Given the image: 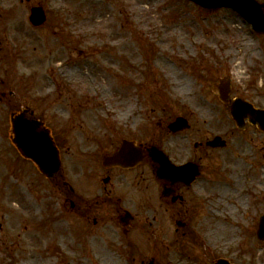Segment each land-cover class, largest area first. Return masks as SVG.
<instances>
[{
  "label": "rangeland",
  "instance_id": "1",
  "mask_svg": "<svg viewBox=\"0 0 264 264\" xmlns=\"http://www.w3.org/2000/svg\"><path fill=\"white\" fill-rule=\"evenodd\" d=\"M22 1L0 0V60L10 64L9 76L24 101L36 106L39 93H46L42 103L46 119L55 124L60 136L65 131L68 134L61 137L58 180L45 179L29 161L18 159L12 178L3 179L9 181L10 190H2L0 182V206L4 209L8 204L15 212L11 216L0 208V238L19 257L32 249L44 254L40 256L44 260H37V264H53V259L65 264L75 260L67 252L79 250L74 242L80 238L81 222L72 212L79 209L82 197L90 207L88 195H93L102 175L97 159L121 137L138 134L145 146L161 148L179 162L192 153L199 154L193 146L198 140L194 138L197 128V135H201L209 129L219 132L230 124L210 88L221 75L229 76L236 90L246 87L255 96L254 102L264 106V34L254 32L232 9L207 10L186 0ZM35 2L44 6L49 17L39 30L33 29L27 18ZM100 15L108 16L109 23L98 22ZM3 64L0 62V74L5 76ZM178 115L188 118L193 128L176 134L168 131L167 123ZM232 148L247 158L249 167L242 162L241 170L254 174L252 170L264 152V135L249 130L235 138ZM202 163L205 170L197 184L200 188L206 187L203 175L227 179L223 167L231 169L229 163L209 158H203ZM136 175L143 177L136 188L130 186L135 174L128 173L130 187H116L112 193L119 194L120 190L127 198L132 197L137 205L128 202L127 207L139 212L145 226L135 228L133 238L126 240L116 233L112 240L96 239L92 248L97 264H140L152 255H166L177 238L188 246L190 233L175 230V220L186 221L191 212L182 209L173 214L166 206H158V188L148 164ZM61 177L73 185V193L61 185ZM258 178L250 185L243 181L235 190L262 188ZM6 192H12L17 200L10 203ZM228 192L211 191L209 195L214 201L210 222L221 221L224 231L231 223H238L245 210L238 211V194ZM260 199L263 202L258 211L262 213L264 196ZM63 202L65 209L61 208ZM69 202L76 206L72 209ZM112 204L92 206L94 213L89 216L103 220L99 226L106 224L108 231L115 227ZM253 213L250 211L251 217ZM57 215L65 217L58 233L53 227L47 233L39 226ZM250 220L243 219L241 224ZM237 231L235 228L234 233ZM223 232L215 230L214 234ZM107 241V246L115 249L112 253L104 247ZM127 241L132 242L125 246ZM4 248L0 240V257L5 256ZM62 253L65 258L61 259ZM79 253L76 257L80 260ZM19 264L34 263L22 258Z\"/></svg>",
  "mask_w": 264,
  "mask_h": 264
},
{
  "label": "flooded vegetation",
  "instance_id": "2",
  "mask_svg": "<svg viewBox=\"0 0 264 264\" xmlns=\"http://www.w3.org/2000/svg\"><path fill=\"white\" fill-rule=\"evenodd\" d=\"M43 26H45V24L39 27H34V29H41ZM0 62L4 63L3 66H5L6 73L8 74H5V76L0 74V182L3 184L2 190L6 189L9 191L10 186H8V184L10 183L8 180L4 181L3 179L4 177L12 178V174L15 169V162H17L18 159L21 161L26 160L25 162L29 161V164L35 167L34 163L30 159H25L20 155V152L13 142V119L21 115L23 118H32L41 121L42 126L48 128L50 132H52L54 140L59 147L62 146L61 137L66 136V131L65 135L60 136V133H56L57 129L55 124L48 122L46 119V109L42 107V103H45L46 101V93H39L38 96L41 97L36 99V106L33 103L24 101L20 92L17 90V85L13 82V77L11 78L9 76L10 64L6 63L7 61L4 62L3 60H0ZM229 86V92L224 93V95H226L225 102L220 100V93L218 91L211 90L213 97L216 99V103L220 105L230 120L228 127L222 129L219 132L209 129V133H203L201 135H197V131H200V129H196L194 138H198V140L196 139L194 141L193 146L199 150V154H197V152L196 154L192 153L188 160L197 163L199 169L198 176L195 177V179L190 184L186 185L182 181H170L154 175V180L158 188V206H166L167 209H170L171 212H173V214L176 211H181L182 209H186L191 212V217L189 216L186 221L183 218L175 220V230H181L182 233L189 231L190 236H188L187 240L188 246L185 243L180 242L179 238H177L178 242L176 243L174 241L171 244L173 246V250L168 251L166 255L164 253H160L157 256L152 255L148 260H140V264H145L148 262H152V264H264V235L258 234L260 221L264 215V212L259 213L258 211V205L263 202L260 198L264 196V152L260 153V157L255 164L256 168L252 170L254 174H252L249 173V169L247 171L241 170L242 162L247 163V166L249 167L247 158L242 157L241 152H235L232 148V142L235 140V138L242 136L247 131L253 130L255 133L261 135H264V132L258 130L256 125L247 122L246 119H244V127L239 128L230 115V106L235 97H240L250 101L255 107L259 108L262 106L261 104H256V102H254L255 96L252 94L250 95V92L246 87L242 88L239 86L237 91L235 87H233L231 81ZM206 124L211 125V123L208 121ZM191 128H193V124H191L187 130H191ZM52 129L55 130V132ZM57 135H59V139L57 138ZM215 136H220L222 138L224 141L223 146H210L207 144V142ZM125 137V139L128 140H135L136 145L144 148V144L140 140L138 134L129 133ZM64 141L65 139H63V142ZM252 144L254 145V143ZM116 148L117 147L114 149ZM220 153L224 155L223 158H221ZM203 158H209L213 161L220 160L222 162L229 163L231 165V169L229 166L223 167V169L227 171L224 173V175L227 176V179L223 178L222 180H218L214 179V177L211 178L210 175H203L201 179L205 180L206 187L202 186L200 188V186H197L198 181H200L199 178L205 170H203L205 165V163H202ZM171 159L176 163L179 162L173 157H171ZM100 164L102 168V175L98 176L99 184L96 186L97 189L93 192V195H90L91 197L88 195V197L91 198L90 200L85 199L87 202L88 200L91 201L88 202L90 207L86 202H84V198L82 197L83 202L78 203L79 209L72 212L75 216H78L79 221L81 222L80 238H77V240L74 242L81 253H79L78 249V251H75V253H73V250L68 251L67 253L69 255H74L75 260L70 261L71 263L66 262L65 264H86V260H90V264H97V260H94L93 258L94 253L92 248L93 243L96 242V239L101 240V242H105L107 238L112 240V235L116 233L122 239L126 240L128 238H133V235L131 234L134 232L135 228H142L145 226L143 222L145 220L139 218V212L137 210H134V212L131 213L132 218L127 221L125 226H121L119 224L118 217L127 211V208H129L127 207L128 202L134 207L137 205V203L132 199V197L127 198L124 193L120 192V190L119 194L116 195H113L112 192L116 187L119 188L128 186V173L135 174L130 186L136 188V186L143 182V177L136 175L137 170L140 169L142 165L148 164L151 168V171L154 173L156 165L147 156L145 157L143 163L129 169L119 166H104L102 163ZM217 169L220 171L222 167L217 166ZM58 174L54 177V180H56V178L59 179L57 177ZM257 178L260 179L259 183L261 186H263L262 188H256L255 190L253 187L247 186L240 191L235 190V186L239 185L243 181L247 180V184L250 185L254 181L253 179L257 180ZM237 180H239V182H237ZM63 186L66 187L64 184ZM225 189H227V191L229 190L228 193L231 192L233 194H238L239 199L241 198V201L239 200L238 202V211H240L242 208H245V210H243V212L240 214L241 218L237 220L238 223H231L228 230L225 229L224 231L223 228H225V225L223 223L220 224L221 221H217L218 223L210 222L211 216L209 211L214 209L212 206L214 201L209 200V195L211 194V191L221 194L223 192V194L226 195L227 191H225ZM6 193L10 195V197L7 198L10 200V203H12L13 200H17L12 196V192ZM63 197L66 201L65 198L67 197L65 195ZM230 200L232 201V197H230ZM108 202L113 203L112 209L114 208L115 210V219H113V226L115 227L110 231H108L105 227L106 224L99 226L103 220L98 219L96 215L93 217V219L89 218L90 214L94 213L92 206H97L99 204L105 206L108 205ZM69 205L73 209L76 206V203L69 202ZM4 206V209L1 208L2 206H0L1 210H6L7 213L10 212V215L15 214L12 206L8 204H4ZM65 206L66 203L63 202L61 204V208L65 209ZM250 211H254L252 217L250 215ZM59 216L62 218L55 219ZM247 218H251V220L247 221L245 224L243 223L242 225L241 223L243 219ZM192 220L193 223H191ZM64 221L65 217L62 215H57L53 219H49V221H44V223L39 226L47 233L52 232L51 227H53L54 231L58 233L60 230H62ZM1 226L2 224H0V227ZM213 226H215V228ZM235 228H238L239 231L234 233ZM95 229L100 230V233L99 231L96 232ZM215 230H218L220 233L223 231L224 232L221 235L216 236L214 234ZM182 236L180 235L179 237ZM0 240L5 244V256L0 258V264H19V260L22 258H27L30 263L34 264H37V260H44L43 257H40L44 256L42 252L32 249L31 251L27 252V256L19 257L18 253L13 251L11 247L5 243L6 241L4 239L0 238ZM108 241L104 247L106 251L112 253L115 249L107 246L109 244ZM131 242L132 241H127L125 246H127V243ZM168 247L170 246L168 245ZM77 252L79 253L80 257L82 256L80 260L76 257ZM65 253L64 255L62 253L63 256L61 255V257H58L61 259L65 258ZM169 253L172 254L170 255ZM52 262L53 264H61L60 262L57 263L54 259ZM113 264H115L114 261Z\"/></svg>",
  "mask_w": 264,
  "mask_h": 264
},
{
  "label": "water",
  "instance_id": "3",
  "mask_svg": "<svg viewBox=\"0 0 264 264\" xmlns=\"http://www.w3.org/2000/svg\"><path fill=\"white\" fill-rule=\"evenodd\" d=\"M200 6L207 8L231 7L238 11L256 31L264 32V11L263 5L256 0H191ZM30 19L33 23H40L43 21L42 11L39 8L31 9ZM223 98V97H222ZM231 108V113L236 119L237 123H241V118L249 113V120L257 123L264 129V111L253 109L250 104L246 102H237ZM19 120V119H18ZM25 123V122H24ZM21 119L19 123H15V139L20 152L37 164L40 171L47 176L55 174L59 168L58 153L52 141H49L47 135L40 131L33 123L24 124ZM187 126L184 118L178 117L169 124V128L173 131ZM216 141L219 137L215 138ZM150 155L154 161L158 162L160 167L157 169V174L163 178H169L171 181L179 180L189 182L193 178L196 170L194 165L187 163L183 166H173L168 158L162 152L150 148ZM142 151L132 143L125 142L121 144L120 148L109 156H105L104 163L107 162L120 164L123 166H132L142 160ZM264 220L260 226L263 229ZM262 234V230L260 235Z\"/></svg>",
  "mask_w": 264,
  "mask_h": 264
},
{
  "label": "bare ground",
  "instance_id": "4",
  "mask_svg": "<svg viewBox=\"0 0 264 264\" xmlns=\"http://www.w3.org/2000/svg\"><path fill=\"white\" fill-rule=\"evenodd\" d=\"M98 18H99V19H102V20H98V22H102V23H106V24L109 23V18H108V16H105V17H104V15H100Z\"/></svg>",
  "mask_w": 264,
  "mask_h": 264
}]
</instances>
